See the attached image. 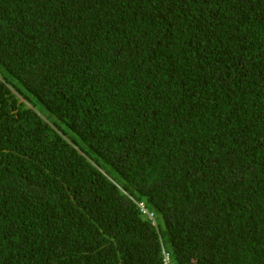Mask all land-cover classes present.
I'll list each match as a JSON object with an SVG mask.
<instances>
[{
    "label": "trees",
    "instance_id": "16d2710c",
    "mask_svg": "<svg viewBox=\"0 0 264 264\" xmlns=\"http://www.w3.org/2000/svg\"><path fill=\"white\" fill-rule=\"evenodd\" d=\"M162 245L264 264V0H0V264Z\"/></svg>",
    "mask_w": 264,
    "mask_h": 264
},
{
    "label": "clouds",
    "instance_id": "9594fccd",
    "mask_svg": "<svg viewBox=\"0 0 264 264\" xmlns=\"http://www.w3.org/2000/svg\"><path fill=\"white\" fill-rule=\"evenodd\" d=\"M144 212L148 213L150 216H153L151 213H149V212L146 211V210H144ZM162 254H164V255H163V258H164V260H165V262H166L167 264H174V263L172 262V260H171L170 253L167 252V251L164 249L163 245H162Z\"/></svg>",
    "mask_w": 264,
    "mask_h": 264
}]
</instances>
